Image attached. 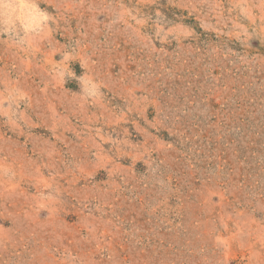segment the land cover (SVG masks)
<instances>
[{"label":"rangeland","instance_id":"obj_1","mask_svg":"<svg viewBox=\"0 0 264 264\" xmlns=\"http://www.w3.org/2000/svg\"><path fill=\"white\" fill-rule=\"evenodd\" d=\"M0 264H264V0H0Z\"/></svg>","mask_w":264,"mask_h":264}]
</instances>
